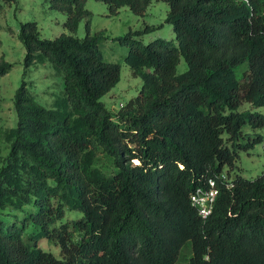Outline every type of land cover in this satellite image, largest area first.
<instances>
[{"label":"trees","instance_id":"obj_1","mask_svg":"<svg viewBox=\"0 0 264 264\" xmlns=\"http://www.w3.org/2000/svg\"><path fill=\"white\" fill-rule=\"evenodd\" d=\"M86 1L53 0L69 32L43 38L26 21L19 33L27 64L52 61L64 91L49 106L26 80L16 90L18 121L3 132L10 149L0 163V264H175L189 240L187 264H264V170L222 176L237 148L264 141L242 139L246 123L264 126V113L239 109L264 105V0H166L177 42L122 38L142 85L117 114L101 97L121 64L104 57L90 20L75 34ZM103 1L144 13L152 0ZM12 65L2 57L0 76ZM209 177L219 192L202 217L190 195ZM66 207L82 212L72 228ZM42 236L62 256L39 246Z\"/></svg>","mask_w":264,"mask_h":264},{"label":"rangeland","instance_id":"obj_2","mask_svg":"<svg viewBox=\"0 0 264 264\" xmlns=\"http://www.w3.org/2000/svg\"><path fill=\"white\" fill-rule=\"evenodd\" d=\"M86 8L89 15L81 18L76 35L84 37L87 33V21L90 20L92 34L99 32L102 36L99 47L104 57L109 61L121 64L120 79L114 87L101 98L114 114L127 105L141 88L142 77L135 75L131 65L125 60L129 45L122 38L130 31L134 37L147 43L157 37L173 39L177 42L173 24L167 20L170 5L166 0H152L144 13L134 12L129 5L121 6L112 12L108 3L103 0H87ZM66 12L56 7L53 0H0V59L13 63L11 69L0 76V163L9 152V143L4 139L5 129L15 126L18 121L15 107V94L17 88L24 80L30 85L37 99L45 105H53L54 99L64 91V78L59 74L52 61L26 62V47L19 33L22 24L26 21H36L39 34L43 38H55L62 32H69L65 26ZM138 32V33H137ZM248 61L242 62L237 68L238 77L248 67ZM187 68V62L181 57L178 63V72ZM240 110H258L264 113V105H253L244 101ZM248 140L257 133L264 135V126L254 128L250 123L243 127ZM226 143L232 144L233 140L225 134ZM237 157L233 167L226 164L223 174L231 179L236 174L255 178L264 170V141L256 142L249 148H237ZM134 162H137L134 160ZM82 216V212L68 207L65 208L64 221L70 228L74 221ZM30 236L25 237L32 241V236L37 232L33 226ZM38 245L43 249L51 250L56 255H61V247L57 240L48 237H39ZM192 241H187L180 250L175 264H187L193 253Z\"/></svg>","mask_w":264,"mask_h":264},{"label":"built area","instance_id":"obj_3","mask_svg":"<svg viewBox=\"0 0 264 264\" xmlns=\"http://www.w3.org/2000/svg\"><path fill=\"white\" fill-rule=\"evenodd\" d=\"M222 176L227 178L224 174ZM228 186H231V183ZM218 192L219 188L213 177H209L205 185H198L191 192V202L202 217H207L212 213Z\"/></svg>","mask_w":264,"mask_h":264}]
</instances>
